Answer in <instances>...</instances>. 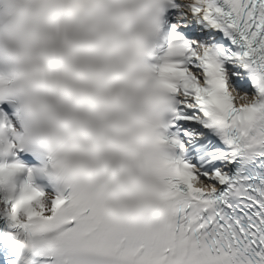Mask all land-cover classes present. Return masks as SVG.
Segmentation results:
<instances>
[{
  "label": "snow or ice",
  "instance_id": "1",
  "mask_svg": "<svg viewBox=\"0 0 264 264\" xmlns=\"http://www.w3.org/2000/svg\"><path fill=\"white\" fill-rule=\"evenodd\" d=\"M224 2L205 18L240 49L197 51L171 33L149 70L171 68L170 91L194 97L228 146L198 167L157 158L147 138L162 121L134 97L154 0H0V264H264V0ZM225 61L254 92L229 83ZM233 88L257 103L241 107ZM34 146L43 166L19 158ZM37 174L54 178V195Z\"/></svg>",
  "mask_w": 264,
  "mask_h": 264
},
{
  "label": "clouds",
  "instance_id": "2",
  "mask_svg": "<svg viewBox=\"0 0 264 264\" xmlns=\"http://www.w3.org/2000/svg\"><path fill=\"white\" fill-rule=\"evenodd\" d=\"M154 3L158 6V12L154 16H150L142 21L140 28L138 29L142 36V43L146 49H148V36L159 28V12L163 0H154ZM144 54L145 53H142L136 58L135 67L133 69L135 73L142 75L140 86L134 90V97L137 103H139L145 110L154 116H158L162 121L163 109L168 105L171 99V94H174L170 91L166 83L171 79L172 70L169 67H162L159 72L149 71L153 68L154 64L149 65L141 63L140 57ZM144 73H147V75H143ZM231 92L236 103L241 107H248L249 105L257 103V97L255 95L240 92L235 88H233ZM260 114L261 113L256 114L257 120L259 119ZM158 127L153 129V135L147 138V142L154 150L157 158L162 159L167 156V154L164 153L163 148L168 144L164 140L159 139V137L164 135L156 133ZM200 183L201 186L206 189L211 187L210 185H204L202 181Z\"/></svg>",
  "mask_w": 264,
  "mask_h": 264
},
{
  "label": "bare ground",
  "instance_id": "3",
  "mask_svg": "<svg viewBox=\"0 0 264 264\" xmlns=\"http://www.w3.org/2000/svg\"><path fill=\"white\" fill-rule=\"evenodd\" d=\"M189 10L186 9V7H183V9L181 10L180 13V18H188L189 21H196V19L194 17H192L191 15H189ZM201 33L207 34L206 32L202 31ZM208 37V35H206Z\"/></svg>",
  "mask_w": 264,
  "mask_h": 264
}]
</instances>
